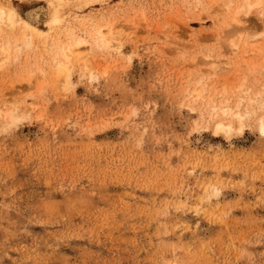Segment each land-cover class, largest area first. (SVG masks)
Here are the masks:
<instances>
[{
	"label": "rangeland",
	"instance_id": "374dc122",
	"mask_svg": "<svg viewBox=\"0 0 264 264\" xmlns=\"http://www.w3.org/2000/svg\"><path fill=\"white\" fill-rule=\"evenodd\" d=\"M10 1L41 32L0 33V264H264V7Z\"/></svg>",
	"mask_w": 264,
	"mask_h": 264
},
{
	"label": "bare ground",
	"instance_id": "6f19581e",
	"mask_svg": "<svg viewBox=\"0 0 264 264\" xmlns=\"http://www.w3.org/2000/svg\"><path fill=\"white\" fill-rule=\"evenodd\" d=\"M90 1H97V0H90ZM62 2L63 0H52L51 1L50 4L53 7L52 9L53 12H52V18L48 21L50 25L56 26L61 23L63 19L62 14L60 12V7L62 6ZM245 3L248 5L249 7L248 9L250 10V12L253 11L252 9L253 7H255L254 9H256L258 13L263 12L262 7H264V0H255L253 3H250L249 0H246ZM243 6H245V4ZM240 13H241V10H237L234 14V20L236 22L241 21ZM18 16H19V13L17 9L14 6H12L10 0H0V33L2 32L3 25L7 26L8 24L9 27L11 26V28L12 27L14 28L15 26H19L21 29V32H20L21 38L16 37V40L21 39L25 41L27 45H29L30 42H32L31 39L34 37L36 32H41V30L38 27H36L37 26L36 21L31 20L29 18H20L22 16L18 18ZM72 36H73L72 41L67 42V45L63 46L60 49V52L58 53V57L56 59V62H57L56 67H57V72H58L57 74L59 77L63 76V78H65L67 83H69L71 79V66H70L71 59L73 58V56L79 55V52H77L79 50L78 47H81L82 45L85 46V44L88 42L85 38H80V37L76 38L74 37V35ZM110 43H111L110 40L107 38V36H105L103 31L101 29L97 30L94 44L97 45V47L98 46L99 47H109L111 45ZM10 47H11L10 43H5L4 45L1 46L0 50L3 54H8L11 50ZM221 109L224 115H229L234 118V123L232 121L230 122L226 121L227 122L226 123L225 121L222 122L220 120L221 122L217 123V127H216L217 131L221 130V131L226 132L227 134H231L232 132L235 131V129H237V127H238V130L241 131L244 127L243 122H242L244 116L239 112H234L233 109L229 107H222ZM2 116L3 118L6 119V122H8L9 124H14L15 122L18 121V118L10 111L6 112V114ZM236 125L237 127L235 128ZM259 125H260L259 127H260L261 132L264 133V118L263 119L261 118Z\"/></svg>",
	"mask_w": 264,
	"mask_h": 264
}]
</instances>
